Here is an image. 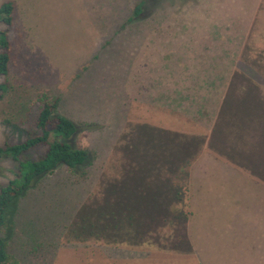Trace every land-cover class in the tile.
Returning <instances> with one entry per match:
<instances>
[{
  "label": "rangeland",
  "instance_id": "1",
  "mask_svg": "<svg viewBox=\"0 0 264 264\" xmlns=\"http://www.w3.org/2000/svg\"><path fill=\"white\" fill-rule=\"evenodd\" d=\"M7 2L14 3L15 11L10 27L0 23L11 46L9 74L0 76V147L39 134V97L47 95L59 100L58 113L78 127L72 144L90 153L80 170L63 167L37 178L14 203L0 237L18 264H264V187L263 193H252L257 188L253 183L211 194L200 193L191 176L182 181L186 196L177 208L189 213L191 253L67 239L79 208L98 193L103 179L121 180L126 169L138 174L141 159L156 156L159 161L154 134L136 128L161 129L168 114L134 101V68L150 33L197 7L199 0H0V7ZM140 4L143 15L137 18ZM259 9L242 60L256 61L264 72V33L258 32L264 27V0ZM259 81L250 92H261L264 99V79ZM252 124L240 132L255 144L264 120ZM179 137L178 144L185 139ZM44 152L30 151L20 161H36ZM175 163L190 174V161ZM18 166L13 158L0 157V192L16 178ZM169 173L166 165L161 174ZM176 231L182 233V226L160 232L173 242Z\"/></svg>",
  "mask_w": 264,
  "mask_h": 264
},
{
  "label": "crops",
  "instance_id": "2",
  "mask_svg": "<svg viewBox=\"0 0 264 264\" xmlns=\"http://www.w3.org/2000/svg\"><path fill=\"white\" fill-rule=\"evenodd\" d=\"M262 1L199 0L150 33L134 68V101L168 114L161 129L191 138L187 160L200 193L224 194L251 183L257 187L252 193H263L264 126L255 144L240 132L264 120L261 92H250L264 72L255 60H242Z\"/></svg>",
  "mask_w": 264,
  "mask_h": 264
},
{
  "label": "trees",
  "instance_id": "3",
  "mask_svg": "<svg viewBox=\"0 0 264 264\" xmlns=\"http://www.w3.org/2000/svg\"><path fill=\"white\" fill-rule=\"evenodd\" d=\"M142 5L137 6L134 17H142ZM14 11L13 2L3 4L0 7V23L10 27L14 22ZM10 47L8 32L0 31V76L9 74ZM39 103V134L33 132L20 143L0 147V157H11L19 162L16 178L0 192V231L6 225L7 216L16 200L37 178L52 174L63 167L75 173L90 159V153L85 148L72 144L71 140L78 133V127L72 120L58 113L59 100H51L49 96L41 95ZM138 128L142 129V134L144 131L154 134L152 146L160 148L159 161L155 160L156 156L144 161L141 159L138 163V174L130 175V170L126 169L125 177L121 180L113 177L103 179L98 193L87 198L79 208L68 227L67 239L81 243L103 242L114 246L139 247L150 244L164 250L191 253L193 246L188 235L189 213L177 208L184 204L186 196V190L181 183L187 177L190 178V174L182 171V167L175 163L176 160L183 161V164L188 162L191 138L147 125L143 128L137 125L136 129ZM179 136L185 139L178 144ZM41 148L45 152L36 161H20L24 154ZM167 153L169 157L166 159ZM166 165L170 173L163 177L161 171ZM175 226H182V233L178 234L176 231L173 242L167 240L166 236H161L160 231L167 227L174 229ZM0 264H18L8 252L7 242L2 237Z\"/></svg>",
  "mask_w": 264,
  "mask_h": 264
}]
</instances>
